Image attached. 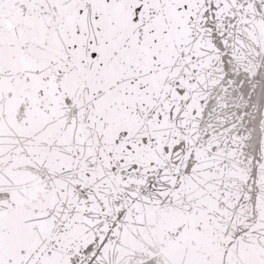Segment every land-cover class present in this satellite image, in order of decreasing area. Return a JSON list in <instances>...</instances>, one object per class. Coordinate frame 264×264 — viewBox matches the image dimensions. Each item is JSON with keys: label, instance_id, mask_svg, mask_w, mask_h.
<instances>
[{"label": "snow or ice", "instance_id": "obj_1", "mask_svg": "<svg viewBox=\"0 0 264 264\" xmlns=\"http://www.w3.org/2000/svg\"><path fill=\"white\" fill-rule=\"evenodd\" d=\"M0 264H264V0H0Z\"/></svg>", "mask_w": 264, "mask_h": 264}]
</instances>
